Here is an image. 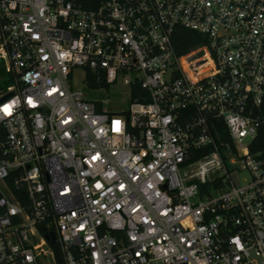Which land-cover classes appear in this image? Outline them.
Here are the masks:
<instances>
[{
	"label": "built area",
	"instance_id": "obj_1",
	"mask_svg": "<svg viewBox=\"0 0 264 264\" xmlns=\"http://www.w3.org/2000/svg\"><path fill=\"white\" fill-rule=\"evenodd\" d=\"M0 61V264H264V0H0Z\"/></svg>",
	"mask_w": 264,
	"mask_h": 264
},
{
	"label": "rangeland",
	"instance_id": "obj_2",
	"mask_svg": "<svg viewBox=\"0 0 264 264\" xmlns=\"http://www.w3.org/2000/svg\"><path fill=\"white\" fill-rule=\"evenodd\" d=\"M3 71V72H2ZM9 77L5 71H0V90L5 91L6 86L9 83L4 85V81ZM73 88L78 91H82L84 97L87 100L96 101L100 103V106L108 112L119 113L125 111L129 108L130 97H129V88L123 85L122 81H119L116 85H105L94 87L91 91V88H88L84 80L83 71L77 70L75 72V77L73 80ZM244 179H249V174L247 172H241L238 175V181L242 182ZM47 264H53L50 259L47 260Z\"/></svg>",
	"mask_w": 264,
	"mask_h": 264
},
{
	"label": "trees",
	"instance_id": "obj_3",
	"mask_svg": "<svg viewBox=\"0 0 264 264\" xmlns=\"http://www.w3.org/2000/svg\"><path fill=\"white\" fill-rule=\"evenodd\" d=\"M79 1L82 2V0H79ZM172 41H173V45H174L175 51L179 55L186 54L192 48H194L196 46H199L201 44L207 43L206 38L203 35L198 34L197 32H193V31H190V30H187V29H183V28H176L175 29ZM3 64L4 63L2 61H0V71L2 70ZM87 80L91 83V85L93 87H97V84H92L93 83V79L90 76L88 77ZM6 83H9V81L5 80L4 81V85ZM102 85H103V83L100 84V86H102ZM1 88L2 87H0V89ZM135 99H136V94L133 93V95H131L130 100L132 102ZM258 144L259 145H264V136L263 135H261V139H259Z\"/></svg>",
	"mask_w": 264,
	"mask_h": 264
},
{
	"label": "snow or ice",
	"instance_id": "obj_4",
	"mask_svg": "<svg viewBox=\"0 0 264 264\" xmlns=\"http://www.w3.org/2000/svg\"><path fill=\"white\" fill-rule=\"evenodd\" d=\"M30 102V101H29ZM3 111L6 113V114H10V106H7L5 105L4 108H3ZM118 123V122H117Z\"/></svg>",
	"mask_w": 264,
	"mask_h": 264
}]
</instances>
